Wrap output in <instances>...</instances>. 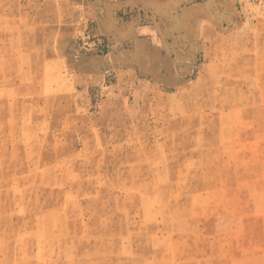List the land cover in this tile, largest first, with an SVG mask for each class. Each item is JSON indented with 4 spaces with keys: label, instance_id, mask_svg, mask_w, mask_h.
Instances as JSON below:
<instances>
[{
    "label": "rangeland",
    "instance_id": "obj_1",
    "mask_svg": "<svg viewBox=\"0 0 264 264\" xmlns=\"http://www.w3.org/2000/svg\"><path fill=\"white\" fill-rule=\"evenodd\" d=\"M91 1L0 0V264H264V0L174 89L77 64Z\"/></svg>",
    "mask_w": 264,
    "mask_h": 264
},
{
    "label": "crops",
    "instance_id": "obj_2",
    "mask_svg": "<svg viewBox=\"0 0 264 264\" xmlns=\"http://www.w3.org/2000/svg\"><path fill=\"white\" fill-rule=\"evenodd\" d=\"M232 0H93L94 35L109 42L102 56L81 57L80 66L113 70L117 84L145 81L178 88L190 76L197 52L219 33ZM84 60V61H83ZM80 66V67H81ZM82 68V67H81ZM85 70H75L77 78Z\"/></svg>",
    "mask_w": 264,
    "mask_h": 264
}]
</instances>
